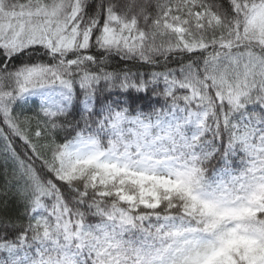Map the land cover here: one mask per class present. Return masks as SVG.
Listing matches in <instances>:
<instances>
[{
	"label": "snow or ice",
	"instance_id": "obj_1",
	"mask_svg": "<svg viewBox=\"0 0 264 264\" xmlns=\"http://www.w3.org/2000/svg\"><path fill=\"white\" fill-rule=\"evenodd\" d=\"M0 264H264V0H0Z\"/></svg>",
	"mask_w": 264,
	"mask_h": 264
}]
</instances>
